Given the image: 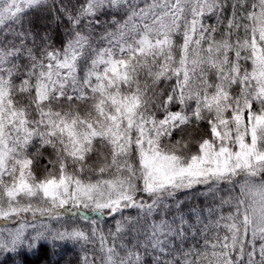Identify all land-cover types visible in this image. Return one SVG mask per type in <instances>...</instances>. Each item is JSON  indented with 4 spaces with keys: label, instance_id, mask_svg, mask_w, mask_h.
<instances>
[{
    "label": "snow or ice",
    "instance_id": "6c2138e0",
    "mask_svg": "<svg viewBox=\"0 0 264 264\" xmlns=\"http://www.w3.org/2000/svg\"><path fill=\"white\" fill-rule=\"evenodd\" d=\"M264 264V0H0V264Z\"/></svg>",
    "mask_w": 264,
    "mask_h": 264
},
{
    "label": "trees",
    "instance_id": "16d2710c",
    "mask_svg": "<svg viewBox=\"0 0 264 264\" xmlns=\"http://www.w3.org/2000/svg\"><path fill=\"white\" fill-rule=\"evenodd\" d=\"M25 261L28 262V264H31V262L28 260V257H24Z\"/></svg>",
    "mask_w": 264,
    "mask_h": 264
}]
</instances>
